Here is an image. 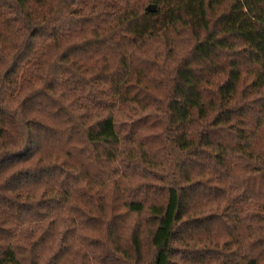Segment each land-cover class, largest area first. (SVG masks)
I'll return each mask as SVG.
<instances>
[{"label": "trees", "instance_id": "trees-1", "mask_svg": "<svg viewBox=\"0 0 264 264\" xmlns=\"http://www.w3.org/2000/svg\"><path fill=\"white\" fill-rule=\"evenodd\" d=\"M0 264H264V0H0Z\"/></svg>", "mask_w": 264, "mask_h": 264}]
</instances>
